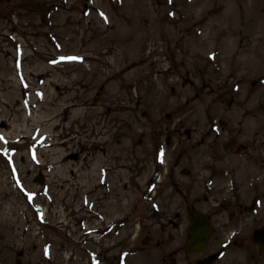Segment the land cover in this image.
<instances>
[{
    "label": "rangeland",
    "instance_id": "374dc122",
    "mask_svg": "<svg viewBox=\"0 0 264 264\" xmlns=\"http://www.w3.org/2000/svg\"><path fill=\"white\" fill-rule=\"evenodd\" d=\"M263 2L0 0V264H195L193 205L214 264H264V198L241 215L217 175L220 213L203 185L244 162L223 118L264 124Z\"/></svg>",
    "mask_w": 264,
    "mask_h": 264
},
{
    "label": "flooded vegetation",
    "instance_id": "af4514ba",
    "mask_svg": "<svg viewBox=\"0 0 264 264\" xmlns=\"http://www.w3.org/2000/svg\"><path fill=\"white\" fill-rule=\"evenodd\" d=\"M262 9L260 13H264V2L262 3ZM255 84V83H254ZM229 125V126H228ZM225 128V129H224ZM227 128H234V130L241 129L240 131H231L227 139L223 142V150L225 153H230L225 150V145L227 141L235 142L236 154L240 158H244V162H239L238 172L236 171H225V162L223 161L224 156L220 153L216 161L207 162V171L209 176L203 182V185L206 188L208 198L214 197L217 199L218 205L220 206V213L223 212V200H232L231 198H223V184L219 187L217 185V175H219L222 180L225 174L228 176L235 175V184H236V194L233 196L237 200L235 207L237 212L243 215L244 213H249L250 215L253 212H250V209L256 208L253 204L254 200L258 197V190L260 182H264V165L260 163V156L264 155V124H260V127L256 132L248 133L246 130V125L244 123L236 124H227L226 120L223 119V130L227 133ZM235 150V149H234ZM262 158V157H261ZM217 165V167H216ZM218 168V173L217 170ZM207 212V211H206ZM213 222V218L217 216V213L207 212ZM249 216V215H248ZM214 223V222H213ZM207 254L196 257L195 264H198L199 259H203ZM175 255L166 257L164 264H171L172 262L176 264ZM174 259V261H173Z\"/></svg>",
    "mask_w": 264,
    "mask_h": 264
},
{
    "label": "water",
    "instance_id": "95a60500",
    "mask_svg": "<svg viewBox=\"0 0 264 264\" xmlns=\"http://www.w3.org/2000/svg\"><path fill=\"white\" fill-rule=\"evenodd\" d=\"M42 181V177L38 178ZM190 224L188 227L189 239L187 240L186 247L189 251L196 253H202L206 248L209 238L213 232V229L209 223V218L195 209H191L188 212ZM254 238L259 245V254L264 255V225L254 230ZM221 255V252L213 254L207 257L203 264L209 263Z\"/></svg>",
    "mask_w": 264,
    "mask_h": 264
},
{
    "label": "snow or ice",
    "instance_id": "6c2138e0",
    "mask_svg": "<svg viewBox=\"0 0 264 264\" xmlns=\"http://www.w3.org/2000/svg\"><path fill=\"white\" fill-rule=\"evenodd\" d=\"M73 59H75V58H73Z\"/></svg>",
    "mask_w": 264,
    "mask_h": 264
}]
</instances>
